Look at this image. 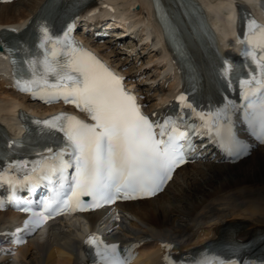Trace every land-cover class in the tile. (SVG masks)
I'll use <instances>...</instances> for the list:
<instances>
[{
    "label": "bare ground",
    "instance_id": "obj_1",
    "mask_svg": "<svg viewBox=\"0 0 264 264\" xmlns=\"http://www.w3.org/2000/svg\"><path fill=\"white\" fill-rule=\"evenodd\" d=\"M45 1L18 0L10 4L0 5V29L8 25L21 28L40 12ZM102 1L111 5L115 10L124 12L125 15L130 13L131 17L147 25H150L154 18L150 0ZM167 1L172 3L170 0ZM203 1L212 10L217 7L228 12L232 2L231 0ZM244 1L251 6L255 4V0ZM136 5L138 8L132 13V8ZM223 26L226 29L227 22H224ZM147 37L144 39L149 42ZM226 43L223 42V45L225 46ZM150 46L156 48L152 44ZM96 48L101 50L106 58L110 59L109 53L104 52L109 48L107 44L97 45ZM187 49L191 55L196 53L194 45L189 41H187ZM115 56H117L116 53ZM150 59L154 61L155 77L161 75V86L157 88L152 97L147 96L145 102L147 103L151 101V98H154L155 101L148 110L159 112L163 105L170 100L168 98L174 95L178 87V77L172 72V68L161 51H155ZM4 62L0 58V65ZM118 64H115V67L123 66L124 62ZM197 67L200 74L205 78V85L207 86L209 81L207 69L200 65ZM133 70H125L124 74L133 78L137 74L142 75L144 71L141 69V65ZM166 81L169 84L164 89L162 84ZM151 82L154 83L155 79ZM8 83L5 74L0 71V121L5 123L9 131L19 135L11 122L12 114H15L14 110L17 107L35 108L37 112L46 109L30 102L25 96L8 89ZM135 88L144 95L148 92L142 83H135ZM189 167L190 165L187 164L178 169L165 191L157 197L118 205L123 216L120 222H115L118 228L117 231L110 234L113 240L124 241L125 237L140 240L149 238V241L142 246L135 264H159L161 255L159 241H176L178 243L180 241L183 245H189L191 239L188 241L187 237L195 228L194 235H197L194 244H197L213 237L221 230L228 229L232 223H237L243 228V235H248V231L244 227L251 224V221L254 224H264V146L252 151L249 157L238 164L197 163L193 166V170L181 174ZM181 175L184 177L177 193L170 197L166 195L167 198L164 197V194ZM17 216L12 211L0 212V230L8 228ZM236 218L244 219L237 220ZM81 219H86V226H84V222H82L83 224L80 223ZM229 219L235 220L228 221ZM70 220L75 221L68 222ZM70 220L67 222L59 220L51 223L43 231L44 236L42 238L30 239L26 245L18 248L14 256L0 259V264H84L79 258L81 236L86 229L93 228L95 222L98 223L103 220L102 222L106 225L110 221L105 218L104 211L85 214L82 218ZM140 225H143L141 229Z\"/></svg>",
    "mask_w": 264,
    "mask_h": 264
},
{
    "label": "snow or ice",
    "instance_id": "obj_2",
    "mask_svg": "<svg viewBox=\"0 0 264 264\" xmlns=\"http://www.w3.org/2000/svg\"><path fill=\"white\" fill-rule=\"evenodd\" d=\"M250 29H257L254 21L250 22ZM44 34L45 39H49L46 29ZM247 42L252 50L245 55L257 64L260 76L254 75L251 80L241 83L245 87L254 83L248 88L251 92L264 90V28L252 31ZM257 50L261 53L259 58ZM48 74L56 76L57 83L51 86L56 89V94L78 108L83 106L95 121L89 125L63 115L44 121L47 128L63 132L74 148L73 163H65L61 151L41 164L43 175L40 179H51L59 173L60 187L70 179L71 196L63 202L66 207L76 210L72 207L75 202L80 210H84L88 206L81 201L82 196H90L91 207H98L101 202H113L119 194L124 198H134L133 193L154 195L170 177L173 168L184 163L182 145L178 142L187 133L175 126L168 131L167 124L156 126L160 128L159 133L154 131V125L140 113L135 98L122 88L120 78L90 54L77 55L74 49L66 64L54 67L46 63L45 77ZM36 83L35 79L25 82L24 90H30L29 85ZM44 83H47L46 79ZM257 115L264 141V103L260 104ZM65 120L67 124L60 123ZM228 143H231L230 139ZM48 151L52 152V149ZM73 166L75 174L70 178L65 176L66 169ZM48 206L46 203L45 207ZM109 251L114 253L115 249L98 253L105 264H122L109 258Z\"/></svg>",
    "mask_w": 264,
    "mask_h": 264
},
{
    "label": "rangeland",
    "instance_id": "obj_3",
    "mask_svg": "<svg viewBox=\"0 0 264 264\" xmlns=\"http://www.w3.org/2000/svg\"><path fill=\"white\" fill-rule=\"evenodd\" d=\"M189 169L191 170V169H193V168L190 167ZM236 169H238V168H236ZM182 174H184V172H182ZM183 177H184V175H181L180 178L176 179V181H175L173 187L170 188V190H169L166 194H164V197L167 198V196L170 197V196H173V195H175V194L177 193V191H178V189H179L178 187H180V184H182V178H183ZM176 188H177V189H176ZM168 193H169V194H168ZM166 195H167V196H166ZM43 231H44V230H43ZM43 234H44V232H43ZM43 236H44V235H43ZM34 238H37V237H34ZM40 238H42V237H40ZM37 239H39V236H38Z\"/></svg>",
    "mask_w": 264,
    "mask_h": 264
}]
</instances>
